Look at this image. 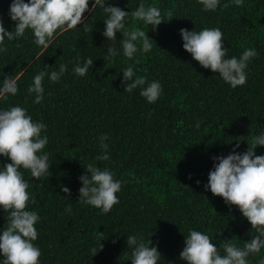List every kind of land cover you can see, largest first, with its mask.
Instances as JSON below:
<instances>
[{
    "label": "trees",
    "instance_id": "1",
    "mask_svg": "<svg viewBox=\"0 0 264 264\" xmlns=\"http://www.w3.org/2000/svg\"><path fill=\"white\" fill-rule=\"evenodd\" d=\"M11 2L0 0V18L8 31L15 30L9 16ZM141 2L157 6L165 20L169 11L173 18L153 31L142 21L133 22L129 14L126 28L135 23L153 45L150 52H137L133 59L123 54L121 32L115 41L102 35L107 14L99 6L85 13L82 25L57 30L47 50L34 43L31 29L0 44L7 49L0 52V86L5 75H14L19 89L6 101L0 100V110L20 106L33 121L47 125L41 135L48 137L43 152L51 165L49 172L37 180L20 169L29 183L27 191L36 200L28 210L41 218L33 242L41 250L40 264H131L128 235L143 236L146 243L151 239L162 255L159 264H187L179 253L190 229L209 235L221 255L224 239L242 246L255 236L238 207L225 204L204 185L214 156L228 155L237 141L240 146L235 151L242 153L247 141L264 133V0H244L243 6L220 0L215 11H205L198 0H105L106 6L129 13ZM92 3L89 0L90 8ZM181 28L197 32L220 28L226 58L254 48L258 56L245 70L246 84L232 88L218 73L201 67L184 50ZM109 47L119 55L104 59ZM88 58L93 66L87 75H75L77 61L82 64ZM60 64L67 66L65 74L59 82L46 75L44 98L33 103L35 93L27 89L34 76L59 71ZM129 65L137 76L160 82L162 93L155 103L147 102L140 88L124 91L122 71ZM102 134L108 136L107 161L96 159L104 151ZM255 152L264 155V146H257ZM9 162L0 156V166ZM89 163L108 168L122 183L119 203L107 214L78 201L79 177L86 174L84 166ZM63 187L70 189V197ZM69 205L71 212L66 211ZM7 217L0 208V231L7 227ZM99 232L105 237L104 247L92 256L90 249L98 247ZM261 258L264 248L249 255L248 264Z\"/></svg>",
    "mask_w": 264,
    "mask_h": 264
},
{
    "label": "clouds",
    "instance_id": "2",
    "mask_svg": "<svg viewBox=\"0 0 264 264\" xmlns=\"http://www.w3.org/2000/svg\"><path fill=\"white\" fill-rule=\"evenodd\" d=\"M236 6H243L244 0H231ZM205 11H215L220 0H198ZM99 6L107 14L104 19L105 28L102 35L107 40L115 41L116 33L121 32L123 39L121 45L123 54L128 59H133L137 52L148 53L153 45L148 33L141 27L126 28L125 20L129 16L133 22L142 21L150 25L155 31L165 21L173 18V13H167L165 20L161 10L153 5L145 6L141 2L138 7L129 13L114 5L105 4V0H93L91 8L89 0H12L9 7V16L15 22V30L5 29L0 18V44L5 38L13 40L22 37L26 29H31L34 43L47 50L54 39L57 30L61 32L75 29L82 25L86 12H93ZM224 7H228L227 4ZM87 30V29H86ZM183 48L191 54L192 59L205 69L218 73L220 77L232 88L243 86L247 82L249 62L258 56L254 48L245 49L242 54L226 58L228 49L225 47L224 35L220 28H204L199 32L194 29H180ZM139 45V47H138ZM7 51L0 48V52ZM108 58L119 55L115 47L108 48ZM114 63V59H113ZM93 66V59L88 58L82 64L77 61L73 68L75 75L84 77ZM67 71L65 64H60L59 71L50 74L41 71L34 76L33 83L28 87L29 94L35 93L33 103L39 104L43 100V80L47 75L51 82H59ZM121 81L124 91L132 93L140 88V95L149 103H155L162 93L159 81L148 82L147 77L137 76L132 65L123 71ZM18 77L7 76L0 86V100H7L9 95L18 93ZM199 123L196 127L199 128ZM47 125L33 121L27 109L12 106L7 110H0V156L10 160L0 166V208L8 213L7 227L0 231V257L2 264H40L41 250L33 242L38 239L35 225L40 221L36 211L28 210L29 203L35 204L36 200L27 191L29 183L24 179L21 168L30 171L31 177L39 180L45 176L51 167L48 155L43 152L48 143V137L42 136ZM100 146L104 150L96 157L98 161L110 159L107 153V134L100 136ZM248 142L247 150L240 153L235 151L240 144L237 141L235 148L228 155L214 156L213 168L208 173V182L205 190H210L213 196L222 197L225 204L238 207L249 223L255 229V236L250 241H245L242 246H237L232 239L222 241L223 255L217 245L212 242L209 235L194 229L189 230L185 236L184 247L179 253L180 259L187 264H248L249 255L260 253L264 248V155H256L257 146H264V133L255 135ZM85 173L79 177L82 187L79 189L78 201L91 205L109 213L113 206L119 203L117 193L121 190L122 183L114 178L108 168H100L89 163L84 166ZM87 173H90L88 175ZM200 184V181H196ZM62 191L71 196L68 187ZM71 212V205L66 208ZM103 232L97 237L98 247L90 249L95 256L104 247L101 241ZM115 243V241H113ZM131 249V264H159L161 253L150 239L147 243L143 236L128 235L126 239ZM257 264H264V258Z\"/></svg>",
    "mask_w": 264,
    "mask_h": 264
}]
</instances>
